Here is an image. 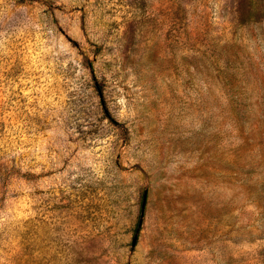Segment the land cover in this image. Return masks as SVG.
<instances>
[{"label":"rangeland","instance_id":"1","mask_svg":"<svg viewBox=\"0 0 264 264\" xmlns=\"http://www.w3.org/2000/svg\"><path fill=\"white\" fill-rule=\"evenodd\" d=\"M0 264H264V0H0Z\"/></svg>","mask_w":264,"mask_h":264},{"label":"water","instance_id":"2","mask_svg":"<svg viewBox=\"0 0 264 264\" xmlns=\"http://www.w3.org/2000/svg\"><path fill=\"white\" fill-rule=\"evenodd\" d=\"M145 201H146V192H144L143 195H142V202H141V215H140V218H139V220H138V226H137V229H136L135 235H134L133 240H132V245L135 244V240H136V235H137V232H138V228H139V226L141 225V222H142V214H143V210H144V204H145Z\"/></svg>","mask_w":264,"mask_h":264}]
</instances>
